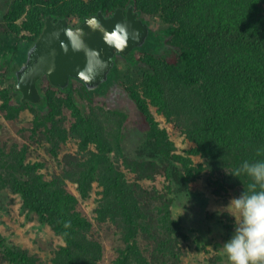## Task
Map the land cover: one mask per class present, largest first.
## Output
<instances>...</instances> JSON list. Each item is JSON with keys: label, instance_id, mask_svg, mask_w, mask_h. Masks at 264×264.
Wrapping results in <instances>:
<instances>
[{"label": "trees", "instance_id": "16d2710c", "mask_svg": "<svg viewBox=\"0 0 264 264\" xmlns=\"http://www.w3.org/2000/svg\"><path fill=\"white\" fill-rule=\"evenodd\" d=\"M130 5L150 26L151 16L164 26H151L142 47L121 54L123 62L115 56L108 80L95 94L75 78L59 87L43 76L42 100L22 99L16 70L49 15L77 26L85 16L110 15ZM124 95L133 109L113 105L114 96ZM0 100L6 118L26 108L34 112L33 133L39 132L53 154L70 136L78 140L77 150L64 154L61 171L50 178L38 173L40 165L25 161L27 146H0V192L19 194L27 213L61 237L54 264H100L103 244L92 234L93 221L77 208L93 191L94 218L111 222L123 242L115 264H181L186 236L173 214L174 194L188 193L190 179L199 176L171 152L173 142L149 107L193 142L190 153L201 158L199 172L214 192L240 194L252 183L225 167L264 159V151L257 153L264 149V0H0ZM66 108L74 116L70 126ZM129 120L142 137L132 152L125 148ZM157 173L167 184L145 188L142 180ZM67 180L79 196L66 188ZM0 264L42 262L0 233Z\"/></svg>", "mask_w": 264, "mask_h": 264}, {"label": "rangeland", "instance_id": "374dc122", "mask_svg": "<svg viewBox=\"0 0 264 264\" xmlns=\"http://www.w3.org/2000/svg\"><path fill=\"white\" fill-rule=\"evenodd\" d=\"M22 18L19 19L20 22H23ZM71 20L75 23L74 18ZM150 23L154 29L164 26V23L156 16L150 17ZM118 60L123 62L124 59L119 57ZM125 80L127 84L128 79L125 78ZM125 96H114L113 105L123 110L133 109L134 102ZM149 108L159 126L165 130L168 139L173 142L171 152L175 156H182L185 160L181 165L191 169L193 176H199L190 179L188 193L181 197L174 194L173 214L174 217L182 220L186 236L182 244L181 264H229L222 250V242L231 233L233 218L227 213L217 215L213 209L227 204L231 197L239 193L233 189L223 193L214 192L212 183L208 181L204 173L199 172L201 158L190 153V149L194 146L193 142L186 138L173 123L159 114L155 106L151 104ZM64 114L66 115L65 124L70 126L74 120L71 109L66 108ZM33 118L34 112L29 108L22 110L13 119L6 118L5 113L0 109V146H4L7 150L15 145L19 150L27 146L25 161L40 165L37 168L38 173L43 174L45 178H50L61 171L59 161L64 158V154L77 150L78 140L70 136L55 155L50 151L48 144L42 140L39 132L33 133ZM126 127L125 145L127 146L125 148L132 152L135 151L142 137L136 131L132 120L128 121ZM123 168L128 176L135 178V173ZM167 182L163 173H157L152 180H142L145 188L153 185L163 188ZM65 186L79 196L76 186L70 180H67ZM95 197V191H93L90 198L79 199L77 208L93 221L92 234L103 244L104 255L100 264H115L118 248L123 245V242L118 229L111 222H99L94 218ZM0 233L7 242L18 244L36 254L42 264H54L51 261L52 252L62 241L61 237L55 234L48 224H43L36 214L27 213L22 206L21 196L10 190L0 192Z\"/></svg>", "mask_w": 264, "mask_h": 264}, {"label": "water", "instance_id": "95a60500", "mask_svg": "<svg viewBox=\"0 0 264 264\" xmlns=\"http://www.w3.org/2000/svg\"><path fill=\"white\" fill-rule=\"evenodd\" d=\"M95 21L96 27L86 21ZM150 24L134 11L132 5L126 10L116 8L110 14L102 11L85 16L79 25L73 26L66 17L54 20L49 15L37 40L27 51L25 60L16 70V88L23 100H42L38 81L47 76L59 87L69 85L72 78L80 80L95 94L103 82L108 80L115 65L117 54H127L142 47L150 33ZM67 29H78L81 46L74 48L66 35ZM125 33L124 44L116 47L110 43L111 34L117 30ZM93 71L90 74L87 69Z\"/></svg>", "mask_w": 264, "mask_h": 264}, {"label": "clouds", "instance_id": "9594fccd", "mask_svg": "<svg viewBox=\"0 0 264 264\" xmlns=\"http://www.w3.org/2000/svg\"><path fill=\"white\" fill-rule=\"evenodd\" d=\"M86 23L96 27L94 20ZM78 34V29L66 30L69 43L74 48L81 46ZM111 36L115 39H110V43L116 47L123 46V31L118 29ZM87 71L91 74L93 70L89 68ZM261 151L264 149H257V153ZM225 171L238 178L243 173L252 183L239 195L231 197L227 204L213 209L217 215L227 213L233 218L231 233L222 242L223 253L229 264H264V159L243 160L237 167H225Z\"/></svg>", "mask_w": 264, "mask_h": 264}, {"label": "flooded vegetation", "instance_id": "af4514ba", "mask_svg": "<svg viewBox=\"0 0 264 264\" xmlns=\"http://www.w3.org/2000/svg\"><path fill=\"white\" fill-rule=\"evenodd\" d=\"M122 55L121 54H117L116 57H121Z\"/></svg>", "mask_w": 264, "mask_h": 264}]
</instances>
